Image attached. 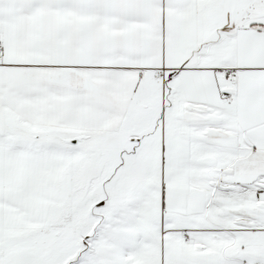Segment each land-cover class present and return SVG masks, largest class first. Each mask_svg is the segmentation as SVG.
<instances>
[{"label": "snow or ice", "instance_id": "snow-or-ice-1", "mask_svg": "<svg viewBox=\"0 0 264 264\" xmlns=\"http://www.w3.org/2000/svg\"><path fill=\"white\" fill-rule=\"evenodd\" d=\"M0 264H264V0H0Z\"/></svg>", "mask_w": 264, "mask_h": 264}]
</instances>
